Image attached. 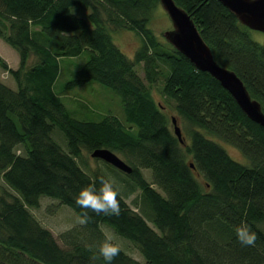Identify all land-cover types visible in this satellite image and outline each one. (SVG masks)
<instances>
[{"label":"trees","instance_id":"trees-1","mask_svg":"<svg viewBox=\"0 0 264 264\" xmlns=\"http://www.w3.org/2000/svg\"><path fill=\"white\" fill-rule=\"evenodd\" d=\"M175 1L191 14L217 61L241 77L264 110V45L251 29L219 0ZM158 3L0 0V37L20 54L18 68L0 54V66L16 82L13 88L0 79V264H104L98 254L104 225L129 239L146 264H264V126L210 73L158 39L149 27ZM111 29L140 35L133 60ZM83 54L88 58L80 64ZM65 65L75 74L63 86ZM162 77L161 94L188 124L183 142L172 128L175 116L170 119L152 94ZM95 83L120 96L123 119L111 111L87 118L66 103L65 89ZM55 130L65 146L54 139ZM216 139L238 148L251 164L232 158ZM97 148L119 153L133 168L119 185V215H96L76 203L83 187L99 188L110 177L100 168L87 170L84 152ZM143 169L152 171L153 181ZM133 194L136 208L127 201ZM43 196L88 214L86 223L61 233L62 244L31 210ZM242 223L256 234L252 246L236 236ZM113 264L139 262L120 247Z\"/></svg>","mask_w":264,"mask_h":264},{"label":"rangeland","instance_id":"rangeland-1","mask_svg":"<svg viewBox=\"0 0 264 264\" xmlns=\"http://www.w3.org/2000/svg\"><path fill=\"white\" fill-rule=\"evenodd\" d=\"M75 12L81 16L87 17L88 11H84L78 7L75 8ZM149 27L157 35L158 39L162 42L168 43L165 38V33L173 28L172 20L170 19L168 13L165 11L162 4L158 3L157 6L154 8V11L151 16V20L149 23ZM111 35L114 42L119 46V48L127 55L128 58L134 59L135 51L140 46L142 40L140 35L137 32L130 30V29H120L115 31L111 29ZM251 36L254 40L258 41L259 43L264 45V32L259 30H251ZM0 54L8 61L9 65L18 68L20 63V54L19 52L13 48L10 44H8L3 38L0 37ZM88 58L87 54H83L79 61L80 64L84 63ZM30 63H33L31 61ZM76 63H74L75 65ZM73 67V66H72ZM63 71V75H61L60 84L63 86L74 77L75 70L74 68L68 69L65 65ZM137 72L140 77L144 80V82L148 85V81L145 78V71L144 66L142 64H137L136 66ZM167 72V71H166ZM165 72V74H166ZM165 77H162L158 80L156 85L151 86L152 94L156 101L163 104L165 106V112L171 119L173 116L177 117L178 123L183 130V134L186 136L188 140V124L187 121L178 114L176 109L174 108L173 101L165 98L161 92L160 88L163 84V80ZM0 79L6 82L7 84L14 86L16 88V82L13 76L7 73L1 66H0ZM95 85L92 88L91 84H85L81 86H74L71 89H65V101L69 105H73L74 108L78 109L80 112L85 113L87 112V118L91 119H100L102 114L107 112H113L118 117L123 119L125 117V112L123 109V103L119 95H117L113 90L102 86L98 83L93 84ZM99 89H98V87ZM67 92V93H66ZM84 108V109H83ZM172 124V123H171ZM174 126L172 125V128ZM53 137L55 136V140L58 141L61 145L65 146V140L63 134L60 131H53ZM220 144H222L225 149L229 152V154L235 160L245 164L250 165V160L235 146L216 139ZM117 153V152H116ZM122 159L119 153H117ZM84 159L87 162V170H92L96 168H100L108 172L110 177L116 182V184L122 188L124 187L121 183V180L125 178V173L121 174L120 170L117 168H111L107 162L96 159L91 156V153L85 151L84 152ZM125 160V159H124ZM120 172H118V171ZM143 172L146 178L149 181H153L152 171L150 169H143ZM109 178V177H108ZM5 186V182L3 180L2 174L0 173V193L2 192ZM137 194H133L131 197L127 199L130 205L136 208L133 204V200L136 198ZM34 212L36 217L49 229L53 231L59 242L62 244V240L60 239V235L63 231L72 228L76 225H79L80 215L75 212L70 206L66 204H59V202L55 199H52L47 196H43L40 201L39 208H31ZM104 231L106 234H114L119 241V245L121 248L125 249L129 252L138 262L139 264H146L145 259L141 253V251L126 237L118 234L112 227L109 225L103 226Z\"/></svg>","mask_w":264,"mask_h":264},{"label":"water","instance_id":"water-1","mask_svg":"<svg viewBox=\"0 0 264 264\" xmlns=\"http://www.w3.org/2000/svg\"><path fill=\"white\" fill-rule=\"evenodd\" d=\"M239 21L251 30L264 32V0H219ZM173 23V28L165 33L167 42L186 56L198 70L206 71L216 78L230 92L244 113L253 121L264 126L262 104L254 99L241 77L215 58L211 47L203 38L191 14L175 0H160ZM175 134L184 141L182 128L176 117L172 118ZM0 120V129H1ZM92 157L101 159L118 170L130 174L133 168L117 153L109 148H97Z\"/></svg>","mask_w":264,"mask_h":264},{"label":"clouds","instance_id":"clouds-1","mask_svg":"<svg viewBox=\"0 0 264 264\" xmlns=\"http://www.w3.org/2000/svg\"><path fill=\"white\" fill-rule=\"evenodd\" d=\"M99 188L96 184H88L83 187L76 198L77 205L85 210H91L96 215H119L120 188L111 178H102L99 181ZM89 219L85 212L79 219L84 224ZM236 236L244 246H252L256 241V234L247 224L236 227ZM120 252L118 238L114 234H107L104 241L98 247V254L103 258L104 264H113L114 259Z\"/></svg>","mask_w":264,"mask_h":264},{"label":"crops","instance_id":"crops-1","mask_svg":"<svg viewBox=\"0 0 264 264\" xmlns=\"http://www.w3.org/2000/svg\"><path fill=\"white\" fill-rule=\"evenodd\" d=\"M11 66V65H10ZM12 68H15V67H13V66H11Z\"/></svg>","mask_w":264,"mask_h":264}]
</instances>
